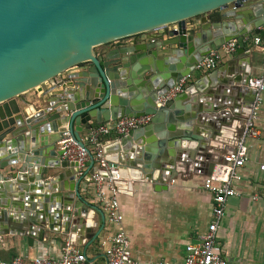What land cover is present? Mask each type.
Masks as SVG:
<instances>
[{"label": "water", "instance_id": "water-1", "mask_svg": "<svg viewBox=\"0 0 264 264\" xmlns=\"http://www.w3.org/2000/svg\"><path fill=\"white\" fill-rule=\"evenodd\" d=\"M263 23L264 0H0V219H18L29 245L58 226L89 242L97 236L101 227L92 233L89 209L103 215L80 193V182L95 170L93 161L78 177L76 163L63 159L56 146L68 133L84 147L80 132L92 119L100 124L152 114L146 125L105 144V153L133 146L136 154L116 155L122 165L156 167V150L165 169L193 158L202 162L199 156L207 157L200 143L188 159L172 148L217 136L226 101L235 104L225 94L232 89L216 84L220 77L213 72L206 84L205 77L163 101L158 97L225 42L235 39L236 53H242L244 39ZM35 87L40 94L30 100L25 92ZM251 93L243 103L248 111L256 90ZM213 164L208 162V173ZM167 170L158 175L161 184L172 174ZM21 191L22 213L2 209L10 200L22 204L23 193L14 194ZM47 192L56 198L54 208L44 203Z\"/></svg>", "mask_w": 264, "mask_h": 264}, {"label": "crops", "instance_id": "crops-1", "mask_svg": "<svg viewBox=\"0 0 264 264\" xmlns=\"http://www.w3.org/2000/svg\"><path fill=\"white\" fill-rule=\"evenodd\" d=\"M260 32H264V30H260ZM260 32L252 33L251 36L244 39L242 53L235 51L230 55H225L215 69L210 71L194 70L187 79L186 86L206 77L203 81L205 83L213 72H217L220 80L227 79L228 82H221L216 78L214 79L216 84L219 83L223 87L232 89L231 91L227 90L225 94L231 95L235 104L226 101L223 109L225 114L222 115L224 122L217 123L218 129L221 130L217 136H201L202 141H182L179 142L177 148H172L174 154H181L185 159H188L190 158L189 150L192 148L196 150L200 143L205 147L204 153L208 159L199 156L198 159L202 162H196L193 158L191 163L179 164L177 168L170 165L167 168H171L172 174L170 178H167L168 174L161 184L158 175L162 171L167 175L168 170L162 167L166 161L161 160L162 154L157 150L153 152L152 157V163L157 166L150 168L143 167L141 164L126 166L117 162L116 155L119 153L121 155L136 154L133 146H127L124 151L123 148L126 144H120L119 152L106 153L108 160L116 163L115 165L122 175L118 183V200L124 218L123 226L130 238L131 251L139 264L164 262L181 264L184 257V245L197 240L210 222L212 218L211 197L202 188L201 181L205 175L209 174L208 162L219 160L223 153L233 149L234 142L242 128V121L249 112L243 107V103L251 98V92L254 89L248 86L246 81L264 71L262 63L264 33ZM255 36L261 38L260 43L255 44L252 41ZM72 70H78V68ZM63 75L65 73L57 78L59 79ZM236 78L241 79L236 81ZM48 85L49 83L42 84L41 88ZM202 86L203 84L200 85V87ZM238 88L241 90L240 93ZM196 91L195 95H200V91ZM39 94V87L25 92L30 100H34ZM260 96L261 101L255 119L260 134L257 138L247 139L248 161L241 169L240 179L236 182L239 195L227 199L224 215L216 231V248L226 259L227 264H264V205L261 201L257 202L251 199L252 194L264 195V170L259 169V165L264 163V92ZM187 104L191 103L187 102ZM183 106L185 108V103H182L181 108ZM233 109H236V114L232 112ZM207 115L211 116L212 114ZM210 118L213 121V118ZM91 124H96L94 119L91 120ZM86 132L87 129H83L80 132V137L84 138ZM123 135L110 136L106 144L118 140ZM56 146L60 147V141L56 143ZM193 156L198 155L194 154ZM113 158L116 160L115 162L111 160ZM183 192L187 194L186 198L182 196ZM188 192L192 195L191 203L188 201ZM15 193H23L20 194V196L22 195L20 198L22 204H19L18 199H15V203L10 200L9 206L2 209H5L7 213L18 215L25 208V204H23L25 203V193L22 191ZM47 193V200L43 199V201L47 205L52 204V208H54L56 198L51 196V192ZM80 193L103 215L102 219L97 210L89 209L90 220L94 223L92 233L101 227L91 242L85 237L78 238L77 234L72 232H63L62 228L60 227V229L58 226L56 230L46 229L41 241L33 239L32 245H29L26 242V235L23 233L26 227L22 226L20 229L21 224L18 219L9 218L7 221L0 219V258L9 261L16 255H22L25 259L34 256L58 257L62 244L65 240L70 239L73 244L85 252L92 264H104L99 241L108 238L115 229L106 221L103 210L95 201L94 188L89 182H80ZM15 207L18 208V212ZM189 235L192 236L189 237Z\"/></svg>", "mask_w": 264, "mask_h": 264}, {"label": "built area", "instance_id": "built-area-1", "mask_svg": "<svg viewBox=\"0 0 264 264\" xmlns=\"http://www.w3.org/2000/svg\"><path fill=\"white\" fill-rule=\"evenodd\" d=\"M264 30V23L259 27ZM252 41L255 44L261 42V38L255 36ZM237 41L231 39L219 48L210 50L195 65V71H210L215 69L225 55L236 51ZM262 63L264 65V55ZM190 75L182 77L175 86L158 97L160 101L181 92L186 86ZM248 86L256 90L254 103L242 121L241 131L234 142L232 150L221 155L215 161L209 174L201 181V186L211 197L212 218L205 231L195 241L184 245V257L181 264H227L226 259L216 248V231L218 224L224 215L226 201L229 197L239 195L236 182L240 179L241 169L248 161L247 139L257 138L260 131L255 123L258 105L261 101L260 94L264 92V71L248 79ZM152 114L125 115L108 122L94 124L87 129L80 146L68 133H63L60 140L61 157L76 163V174L83 178L89 162L95 170L90 174L87 182L94 188L95 201L100 205L106 221L114 227V232L108 238L99 241L104 256V264H139L134 258L130 238L123 226V214L118 200V183L121 179L119 169L106 157L105 144L109 137H118L128 134L130 131L144 126L151 121ZM264 170V163L259 165ZM251 199L263 203L264 195L252 194ZM0 264H92L83 250L72 243L70 239L64 241L58 257L34 256L25 259L22 255H16L9 261L0 258ZM160 264H172L164 262Z\"/></svg>", "mask_w": 264, "mask_h": 264}, {"label": "rangeland", "instance_id": "rangeland-1", "mask_svg": "<svg viewBox=\"0 0 264 264\" xmlns=\"http://www.w3.org/2000/svg\"><path fill=\"white\" fill-rule=\"evenodd\" d=\"M189 192H190V191H189ZM189 192H188V201L191 203V197H192V195H191ZM176 193H177V192H176ZM183 193H184V192H183ZM182 196H183L184 198H186V197H187V194L184 193ZM195 220H196V217H195ZM194 235H195V234H194ZM191 236H192V235H189V237H191ZM88 251L90 252V250H88Z\"/></svg>", "mask_w": 264, "mask_h": 264}, {"label": "trees", "instance_id": "trees-1", "mask_svg": "<svg viewBox=\"0 0 264 264\" xmlns=\"http://www.w3.org/2000/svg\"><path fill=\"white\" fill-rule=\"evenodd\" d=\"M260 33H264V32H260Z\"/></svg>", "mask_w": 264, "mask_h": 264}]
</instances>
